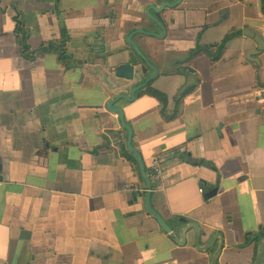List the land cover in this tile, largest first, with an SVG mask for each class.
<instances>
[{"label": "crops", "instance_id": "0c3cea01", "mask_svg": "<svg viewBox=\"0 0 264 264\" xmlns=\"http://www.w3.org/2000/svg\"><path fill=\"white\" fill-rule=\"evenodd\" d=\"M250 33L264 41V0H0V264H254L264 51ZM64 37L68 66L22 53ZM99 53L136 67L134 102L82 70ZM119 111L146 173L160 162L150 201L174 237L146 211Z\"/></svg>", "mask_w": 264, "mask_h": 264}, {"label": "water", "instance_id": "95a60500", "mask_svg": "<svg viewBox=\"0 0 264 264\" xmlns=\"http://www.w3.org/2000/svg\"><path fill=\"white\" fill-rule=\"evenodd\" d=\"M170 8V7H168ZM167 9V8H166ZM165 9H163L161 12H164ZM137 33L143 34V35H149L146 34L143 30H139ZM250 38H253V40L258 44L259 50L258 51H264V41L259 37L253 35V33H250ZM261 54V53H260ZM139 55V54H138ZM142 56V54H141ZM144 62L147 60L145 56H142ZM146 63V62H145ZM260 63L259 61L257 62ZM147 64V63H146ZM148 65V64H147ZM149 68H151L150 65H148ZM154 68H152L153 70ZM82 70L88 74L91 78L96 80L107 92L114 94L117 99H127L130 102H134L137 97L132 96V99L126 96V90L125 87L128 85L129 82H131L134 78L133 74L135 71V68L132 67L130 64H117L114 65L112 73H109L108 71L104 70L101 67H88L83 66ZM158 76V75H157ZM156 76V78H157ZM153 79V78H152ZM151 79V80H152ZM168 80V78H166ZM149 82V81H148ZM117 93V94H116ZM141 98V96H140ZM120 113V119L122 122L123 128H125L128 131L129 134V142L128 147L130 148V152L135 156L136 160L139 162L141 166L142 174L148 184V193L145 201L146 211L147 213L152 216L156 222L161 226V228L169 234L171 237H174V233L169 228V226L166 224V222L156 213V211L153 210L151 206V194L153 191V184L152 181L148 175L146 166L144 162L142 161L139 154L133 149L131 146V130L126 126L124 121V114L123 112L119 111ZM195 228H197L195 226ZM258 256L256 259V262L254 264H264V232L258 237Z\"/></svg>", "mask_w": 264, "mask_h": 264}, {"label": "trees", "instance_id": "16d2710c", "mask_svg": "<svg viewBox=\"0 0 264 264\" xmlns=\"http://www.w3.org/2000/svg\"><path fill=\"white\" fill-rule=\"evenodd\" d=\"M21 32V30H20ZM69 42V37H64L61 41L57 42H49L43 45V47L39 51H30L29 47L26 46L25 39L23 40V46H22V53L25 57L29 58L28 56L32 58L38 56V55H44L46 53H49L51 51H55L58 55L60 60L68 66L70 63H72V60L69 57V52L67 51V43ZM218 59V57H217ZM152 94V91H151ZM161 99H164L160 94H156Z\"/></svg>", "mask_w": 264, "mask_h": 264}, {"label": "flooded vegetation", "instance_id": "af4514ba", "mask_svg": "<svg viewBox=\"0 0 264 264\" xmlns=\"http://www.w3.org/2000/svg\"><path fill=\"white\" fill-rule=\"evenodd\" d=\"M95 51H97V50H95ZM53 52L56 54V56H57V60H58L61 64H64V63L60 60L59 55H58L55 51H53ZM95 55H96V54H95ZM100 56H103V54H102V53H99V54L97 55V58H96V56H94L93 59H86L85 61H83V62L81 63L82 67H83V66H88V67H101V68H103L104 70L108 71L109 73H112V71H113V67H114V66L105 64V59H104L103 57H100ZM64 65H65V64H64ZM73 65H74V64H73ZM73 65H72V67H73ZM65 67H66V66H65ZM132 67L136 68L135 66H132ZM66 68H67V67H66ZM77 68H78V66H77Z\"/></svg>", "mask_w": 264, "mask_h": 264}, {"label": "built area", "instance_id": "2783aa9c", "mask_svg": "<svg viewBox=\"0 0 264 264\" xmlns=\"http://www.w3.org/2000/svg\"><path fill=\"white\" fill-rule=\"evenodd\" d=\"M150 179L153 183H160L162 180V168L159 160H153L150 169Z\"/></svg>", "mask_w": 264, "mask_h": 264}, {"label": "rangeland", "instance_id": "374dc122", "mask_svg": "<svg viewBox=\"0 0 264 264\" xmlns=\"http://www.w3.org/2000/svg\"><path fill=\"white\" fill-rule=\"evenodd\" d=\"M156 184H158V183H156Z\"/></svg>", "mask_w": 264, "mask_h": 264}]
</instances>
